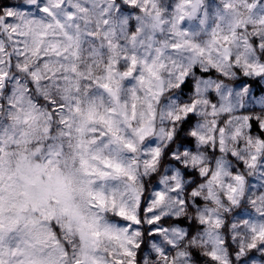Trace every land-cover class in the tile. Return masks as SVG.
Segmentation results:
<instances>
[{"label": "snow or ice", "instance_id": "6c2138e0", "mask_svg": "<svg viewBox=\"0 0 264 264\" xmlns=\"http://www.w3.org/2000/svg\"><path fill=\"white\" fill-rule=\"evenodd\" d=\"M201 93L232 115L227 131L243 138L247 158L230 154L241 171L231 169L229 238L206 254L189 249L186 260L264 264V211L255 207L264 205V0H0V264L155 258L171 217L156 215L165 194H141L137 173L158 161L179 167L174 148H193L191 97ZM158 109L172 125L160 130L163 157L151 138ZM218 132L223 149L226 129ZM108 211L115 225L100 214ZM145 213L149 226L132 231ZM202 228L193 220L187 235Z\"/></svg>", "mask_w": 264, "mask_h": 264}, {"label": "clouds", "instance_id": "9594fccd", "mask_svg": "<svg viewBox=\"0 0 264 264\" xmlns=\"http://www.w3.org/2000/svg\"><path fill=\"white\" fill-rule=\"evenodd\" d=\"M19 2V0H18ZM218 3L222 0H217ZM35 12V9H33ZM163 38V37H162ZM119 49L117 51H120ZM235 52L236 49H233ZM111 56V51L104 53V59H108ZM104 59L97 57L94 72L97 75L103 73ZM127 91V89H125ZM192 100L196 102L195 116L196 122H194L193 128L189 129L186 133L188 136H192L195 132L196 136L193 137V148L180 150L178 146L174 148L175 158L179 160V167L176 165L164 164L163 169L160 168L159 161L156 166L148 171V174H144L143 167L140 168L137 173L138 178L136 180V187L139 192L143 194L145 191L156 192L163 191L165 194V200L161 204L154 205L156 215L161 219L165 216H170L171 219L166 224L161 225L165 231L158 233L161 240L159 243L160 251L155 254V258H152L145 253L143 258H139L135 261V264H188L186 257L190 255L189 249L196 248L201 254H206L213 247L216 246L217 239L227 240L231 233V226L229 225L228 232L224 231V225L228 224L227 216L231 215L228 210L232 208L231 202L227 200L228 186L233 181L231 169L237 168V173L241 170L236 163L231 159L230 154L235 152L241 159L247 158V144L243 138L233 140L231 134L227 131L231 125V120L234 124L235 121L231 114L223 112L219 107L213 109V104L218 101H213L211 97L201 93L200 95H192ZM123 102V101H122ZM103 103L107 105L109 100L105 97ZM143 105L138 102V111H143ZM161 109L157 110V117L155 120L156 134L151 138L157 141V145L161 151V157H163L164 149L167 148L169 140L166 135L161 134V129H169L172 127L169 118L167 116V110L163 109V115L160 114ZM224 123L221 125L220 121ZM218 126L226 129L225 143L223 149L219 144L220 136L218 132ZM205 137L201 140L200 137ZM141 148L135 155L137 159L140 158ZM173 155H169V159H172ZM181 168H187L188 171L195 172V176H184ZM156 182L161 183L160 189H154L152 187V175L156 173ZM196 177H199L195 186L189 188ZM147 181V185H145ZM199 197L201 203L197 205L195 203L196 197ZM125 199H129L125 194ZM257 199H259L257 197ZM191 205V207H189ZM153 206L150 204V207ZM134 210L138 212L135 203H132ZM257 211H264V205L257 204ZM227 213V216L225 215ZM101 216L105 221L115 225V220H109L108 218L113 216L111 211L101 212ZM208 217L207 221L202 220V217ZM122 219V218H121ZM151 217L145 213L144 222L140 224L138 228L132 229V231H141L146 226V221ZM185 221L184 225L173 223V221ZM193 220L197 224H203V228L196 233H193L191 237L187 235V225L191 224ZM219 221L216 223L214 221ZM131 228V225H127ZM153 233L150 232L149 235ZM138 242H141V238H137ZM152 241L149 244L152 245ZM171 246L172 251H164L165 247ZM127 259L124 258L125 264Z\"/></svg>", "mask_w": 264, "mask_h": 264}]
</instances>
